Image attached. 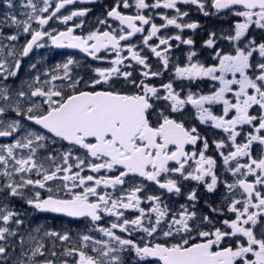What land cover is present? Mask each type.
<instances>
[{"label": "snow or ice", "instance_id": "1", "mask_svg": "<svg viewBox=\"0 0 264 264\" xmlns=\"http://www.w3.org/2000/svg\"><path fill=\"white\" fill-rule=\"evenodd\" d=\"M83 2L0 0V264H264V0ZM49 43L109 66L20 79Z\"/></svg>", "mask_w": 264, "mask_h": 264}, {"label": "flooded vegetation", "instance_id": "2", "mask_svg": "<svg viewBox=\"0 0 264 264\" xmlns=\"http://www.w3.org/2000/svg\"><path fill=\"white\" fill-rule=\"evenodd\" d=\"M113 3V0H96V2H88V0H85L83 3H77L74 6H71L75 9H89L90 11L88 14L83 18H77L74 23H79L80 20L84 21L83 28L77 29V34H87L88 31L96 29L97 27H101L97 24V20L101 19L105 15V10L107 6L111 5ZM184 10L189 11L190 13V19L192 21L198 22L200 25H202L201 28L197 29L195 33H192L191 31H186L185 36H192L196 40V47L197 49H201V46L203 44V40L207 38V34L210 31H219L221 28L227 27V21L221 20L215 16H209L205 17L200 12H198L195 8V6H186L181 5ZM4 11V8L0 6V13ZM127 11V10H126ZM157 22H159L157 20ZM73 22H70V25ZM50 27L57 28L58 30H64L65 25L60 24L58 21H52L50 22ZM103 30V29H102ZM174 31V30H172ZM24 38L22 37L20 40V44H23ZM221 47L227 48L226 43H222L220 45ZM210 50H203L201 59H205L208 57ZM176 56H181L180 51L175 52ZM71 57L75 61H77V64L73 65V73L78 74L80 76H83L87 79L89 75H91L89 65L96 67H107L109 66L106 62L101 61H93L91 57H88L85 53L80 52L78 49H67V48H55L48 44V46L40 49H34L28 57L23 59L22 67L19 73L20 79H25L30 77L34 74L35 70L29 69V65L32 63L37 64V70L39 71H45V70H51L55 67L56 64H60L66 61L67 58ZM167 79V74L165 75V80ZM19 83V80L16 81ZM158 83V81H157ZM201 87H205V85H201ZM198 123V122H197ZM202 132H205L209 137H212L213 133H216L217 130L215 129H205L204 126H200ZM10 142L9 140H6L4 138H0V143H7ZM192 187H195V182H191L187 185V189H190ZM154 186H150L149 191H154ZM198 194L201 197L200 205L199 207L202 208L204 212H207L208 210L206 208H203L204 200L211 199L212 201H216L218 199L219 193L217 194H208L204 191L203 186H200L198 190ZM169 202L174 206L178 207L181 203H186V200L183 196L181 197H175L171 196L169 198ZM40 219H43V217H40ZM48 221L50 224L59 227L61 225V219H52V216H48Z\"/></svg>", "mask_w": 264, "mask_h": 264}]
</instances>
